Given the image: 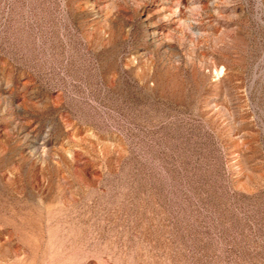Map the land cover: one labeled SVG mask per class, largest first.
Wrapping results in <instances>:
<instances>
[{
	"label": "rangeland",
	"instance_id": "rangeland-1",
	"mask_svg": "<svg viewBox=\"0 0 264 264\" xmlns=\"http://www.w3.org/2000/svg\"><path fill=\"white\" fill-rule=\"evenodd\" d=\"M0 264H264V0H0Z\"/></svg>",
	"mask_w": 264,
	"mask_h": 264
}]
</instances>
